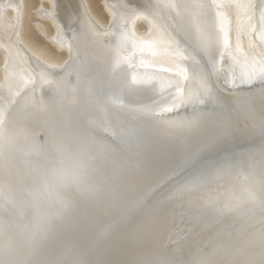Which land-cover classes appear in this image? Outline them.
Here are the masks:
<instances>
[{
  "label": "rangeland",
  "instance_id": "rangeland-1",
  "mask_svg": "<svg viewBox=\"0 0 264 264\" xmlns=\"http://www.w3.org/2000/svg\"><path fill=\"white\" fill-rule=\"evenodd\" d=\"M86 1L89 6L92 16L94 17V19H96L95 21L98 22V24L101 23L102 25H106V27L108 26L110 27V25H113L115 21H118L117 20L118 16L114 13L115 9H113L112 6H109V5L107 6L105 4V0H86ZM176 3L179 4L180 8H182V10L184 11L183 21H180V22L178 21V23H177V20L175 21V19L173 18V15L171 14V11L169 10L170 8H172V6L179 7V5H177ZM143 4H145V2ZM142 6L138 3L137 4L135 3L133 6L131 5L130 8L132 9L136 7L140 8ZM146 6L148 7L146 10L149 11L150 9L151 11L152 10L155 11V12L152 11L153 15H156L157 13L156 10H158V12H160L163 15V17L161 15L158 17L151 15L154 18L152 19V17L149 15L151 14V12L149 11L148 13L147 11L148 15L151 18L146 13L145 14L148 17L145 14L144 16H141V18L139 17L140 19L136 23L137 28L141 32L148 33L149 31L153 29V26L155 25L153 23L155 22L154 20L156 18L158 19L156 23H160V24L165 23L166 27H169L168 28L170 30V31L168 30L169 38H167L169 41L167 40L166 42L167 44L169 43V46L168 45L166 46V43H164L165 40L164 42L160 41L161 43H164L163 45H165V47H168V49L172 46L171 50H169V52H171L170 53L171 55L169 54V52H167L168 51L167 49H166V52H164L165 54L168 53L164 55V57L166 56V58L168 57L171 58L170 60L172 62L168 63V61H165L167 62L169 66L166 65V63L162 64L161 62L160 63L155 62V61L152 62V61H148L145 58L139 59L140 57L138 58L136 55L135 56L138 59L134 58L135 56L132 57L133 55H130V54L128 57L123 56L125 55V53L124 52L123 54L122 52L120 53L121 49H119L118 47L121 48L122 46L126 44V43L123 44V42L126 41L125 40L126 37H124V35L126 34L123 33L122 34L123 37L120 36L122 37V39H124V41L122 42V39L118 40L119 35H121V32L118 33L119 30L118 31L115 30V32L117 33L116 34L115 32L111 31L113 32L112 34L114 35L113 37L115 39V41L113 42L112 40L113 38H111L112 34H110L107 31L106 33H109V35L105 33L106 36L108 37L103 36V40H105L103 41V43L106 44V47L108 48V49L105 48L107 55L112 54L113 56L109 55L111 56L109 57L106 55V53H102V50H99L98 45L95 51L96 55L100 53V56H101L100 61L107 62L106 64L107 67L106 65L99 64V62L96 61L95 63L97 65L95 63L92 64L94 66H92L91 70H89L85 74H82V75H86L85 77L80 75V73L78 72V69H76L77 67L73 68L74 72H71L70 76L68 74H64L63 72H61L62 74L55 75L54 87H53L54 90L50 88L49 89L50 92L48 91L49 94L47 96L48 98L47 100L50 99L49 101H51V104L54 106L53 108L51 104L49 105L50 109H52L51 110L52 114L51 112H49V114L46 113L47 115L45 114L44 117L41 116L37 118L35 122L29 121L24 124L23 123L16 124L17 123L16 120H13V121H11L10 119L6 120V117L8 116V113L16 111L14 109L9 108L8 101L10 97L12 95H13V98L16 95L20 97L23 94H25L26 90L29 88L28 86L30 84L29 85L27 84L31 82V79L27 77L29 76V74L28 72H26L27 70L19 71V68H17L15 63H13L14 66H16L14 68L13 66H11V69L14 72L10 69L7 72L8 76L3 75V78L5 79L8 78L7 79L8 81L7 80L5 81L9 82V80H13L14 83L12 82L13 83L12 84L10 83L11 82L10 81L8 84V85L12 84L10 88H3L1 90L2 92L0 91V125L2 124V127H1L2 131L0 132V135L2 134V136H0V142L3 139V137H5L7 140H10V142L8 143L9 146L5 147L6 151L4 150L2 155H0V165L2 166V169L0 170V180H1L0 184L2 183V185L0 186V264H33L31 257H32L33 250L37 245H39V247L40 246L45 247L44 248L45 250L43 249L44 261L43 259L38 260V264H48L54 256V230L56 229L58 231L59 230L61 231L64 229V231H66L67 233V230L69 229L68 226L73 221L78 222L81 226L82 224H84V222H87L85 218H82L83 217L82 215H81L82 217L79 215V213L81 212V208L79 206H82L83 201H85L87 198L88 199L97 198L96 196L99 195V192L97 191L98 184L96 180L98 175L103 176L104 173L109 172L111 167L116 166L115 164L116 162L119 164H121L122 161L130 162L131 157H134V158L140 157L146 154V152L148 153L154 152L155 150H153L152 148L156 146V143H160L161 145L157 144L156 149L157 148L159 149L161 147L164 149L159 150L161 151V153H159L158 149H157V153L156 152L154 153L156 154V157L157 155L160 154L159 156L161 157L160 158L157 157V158L159 161H161L160 162L161 164H165V163L169 164L170 162H173V159L176 157V155L179 156L182 154L184 156L187 154L186 150L191 151L193 148H196V145H195L196 143L199 146L202 143L209 141V139L214 140L220 137L221 135H224L223 134L224 132L226 133L225 135L228 137L229 134L231 133L228 131H225L224 129L227 128L228 126L230 127L229 129H231V127L232 128L240 127L237 124V122L240 116L241 115L243 116V112L245 115L248 114L247 115L248 118H246V121H248L247 123H249L248 126L251 125L252 128L257 127V123L259 122H256L257 121L256 115L259 113V108L261 107L264 108V102L262 105H260L259 98H254V97L250 98V96L249 98L248 97L240 98L238 101H232L228 99L226 96H223L222 94H220L221 90H219V83H217L214 80L213 71L212 70L208 71V69L211 63H216L217 61H220L223 64V65L221 64L222 66L221 70H222V76H223L222 78L224 82L225 81L228 82V83L225 82V85L227 88L229 87L228 89L230 91H232V89L234 92L236 91L239 93H242L243 91L245 92L247 91L246 93L249 92L250 94V92L252 93V92H255L256 90H261L263 88L262 86H259V88L255 90V86H257L256 81L257 82L258 80L259 82H261L262 80L264 81V77H263L264 76V48H261V46L257 42L260 40H264V37H263L264 29L262 28L264 27V0H208V1L207 0H176V1L175 0H162V1L155 0L154 1L153 0L151 1V3L146 4ZM166 6L169 7L168 10L170 13L168 12V10L166 11L163 9V8L167 9ZM153 8H156V9H153ZM41 9L43 10L42 13H45L43 14V17H41L42 14L39 12V10ZM207 9L209 11L211 10L212 12L210 11L211 12L210 13ZM24 10H25V16L23 19V23H24L23 25H24V36L26 40L29 41L34 47L44 51L45 54L46 55L48 54L47 56H49L53 60H59V61H65V62L69 60L67 56L68 54L65 50L63 51V49H61V51L60 50L58 51L55 47H52L48 42V38H45L42 35V33L39 32L38 30L41 27L42 31L45 32L44 34L47 37H53L58 34L59 30H57L55 27L53 28L52 25L49 23V21H47L45 18V15L47 14L46 12L50 10V4L45 2L44 0H24ZM250 11H252L253 13ZM11 12L12 14H14L12 10ZM113 13L115 14V16H113L114 15ZM260 13L261 14L263 13V15L258 16V14ZM169 14L171 17L169 16ZM218 14H220V16ZM250 15H252V17ZM165 18H168L167 19L168 23L166 22ZM152 20L154 21L153 23H152ZM175 22H176V25L174 24ZM171 23H173L175 27ZM207 23H209L212 28L210 27L209 24L207 25ZM260 25L262 26L261 27L262 30L259 28ZM188 28L189 30L193 29L195 31V34H193L192 31H189ZM182 30L184 32L183 35H181ZM205 30L207 31L205 32ZM224 31H227L226 32L227 34ZM185 32L188 34L190 33V34L185 36L184 35ZM260 35H263L262 38ZM182 36H185L186 38L184 39ZM188 37L191 40L189 43L187 42L189 41ZM108 40L110 41V43L111 42L112 43L111 44L108 43L109 42ZM213 40L216 42L220 41L219 42L220 45H218L217 43L216 45H214ZM67 41L68 40L65 41L66 43L64 42L65 45L68 44L69 42V44L66 46L69 47L70 45H72L70 41L68 42ZM117 41L121 42V43H118V45L119 44L120 45L122 44V45L121 46L119 45L116 48L114 47L113 43H116ZM184 41L187 42L186 45L182 44ZM177 44H179V47ZM107 45H109V47ZM76 46L77 45H75V47ZM181 46L182 48L185 47L186 49L185 48L181 49L180 48ZM162 47L163 46H161V48ZM2 48L3 47H1L0 49ZM109 48H111L113 51H111V49ZM115 48L119 49V51L117 50L119 53L115 51ZM178 48L180 50H178ZM121 51H123V49ZM193 51H196V52L199 51V52L196 53ZM229 51L230 52L232 51V52L228 53ZM74 52L75 50L72 51V53ZM191 52H193L194 56L192 55ZM185 53L187 55L186 59H185L186 57ZM194 53L197 54V59L199 60L198 62H195L197 61V59ZM80 54L83 55L82 50L80 51ZM80 54H77L78 57L81 56ZM117 54L121 57L123 56V58L119 57L120 59H117L116 58ZM203 54L205 56L206 54L208 55L205 57ZM210 54L212 57H210ZM213 54L215 55L213 56ZM2 55H3L2 50H0V67H4L3 59L5 57L4 55L3 56ZM179 55H181L180 56L181 58L182 56H185V57H183L181 60ZM130 57H132L133 59ZM106 58L109 60L110 59L116 60L115 62H117L116 64L118 65L115 67L116 64L113 62L109 64V60L107 61ZM188 58L189 59L191 58V59L188 60ZM130 59L133 61H131ZM173 59L175 60V62H173ZM202 59L205 63L208 61L207 62L208 64L204 65V62L202 64ZM117 60L118 61L122 60L123 62L122 61L118 62ZM193 61L194 63H191ZM132 62L134 64H132ZM77 63H79V61ZM112 63L115 65H113ZM119 63H122L120 64L122 65L121 68L118 67L120 66ZM123 63H127L128 64L127 66L130 68L129 69L128 67L125 68L126 64H123ZM138 63L141 66H139ZM111 64L113 65L114 68L112 67ZM101 65H104V66H101ZM146 65L148 67H146ZM204 66H206V68ZM93 68L94 69L99 68V69H97L98 71H96V69L94 71ZM116 68L121 69V70H119L117 73L115 70ZM189 68H190V71H188ZM112 69L114 70V73ZM192 69H199L201 71L203 70L202 72L204 74L201 71H199V73L200 72L202 73V75L201 74L200 75L201 77L203 76V78L204 76L207 77V75H210V77H213V80L217 84V88L214 86V81L213 83L211 81H209L208 83L206 81L207 79L204 78L205 79L204 82L206 81L207 84L206 85L204 84L202 86L201 90L197 92L198 94L196 93L197 94L196 97H194L193 99L190 98L188 102L184 103V104L187 103L186 105L187 107L190 106L192 108L190 107L187 108L186 106H184V104H182L181 107L180 106L176 108L174 107V110L172 108L165 109V107H163L164 103H162L163 100L161 97H163V95L167 96L166 93L168 92V88L170 89V86L172 84H173L172 86L175 85L176 79L175 78L173 79L174 74L178 73L177 70H180V72L186 73L188 76H190V78L194 80L196 78V76L193 75L195 74V70H193V74H192L191 73ZM131 70H133V73ZM205 70L207 71L204 72ZM99 71H102L100 72L101 74L99 73ZM103 71H104V74H103ZM207 72H209V74L206 75ZM133 74H135L137 79L138 77L142 79V81L138 79V81H136L137 83H135V80L137 79L132 78ZM10 75L11 76L14 75V76L11 77ZM152 75L154 78L152 77ZM93 77L97 79H94ZM210 77L208 76L209 79ZM151 78L154 80L151 81L150 80ZM79 81L81 84L79 83ZM139 81L142 83H140ZM150 81L152 84L150 83ZM119 82L121 83L119 84ZM210 83L212 84L210 85ZM235 83H237V85ZM228 84L229 85L231 84V85L228 86ZM86 85L88 87H85ZM148 88L150 91L147 90ZM145 91H146V94H145ZM10 92L12 93L11 96L9 94ZM147 92H151V93H147ZM142 95H145V96H142ZM115 96L117 97V100ZM128 96L130 97V101L132 100L131 104L130 103L129 104L133 106V107L130 106V108L132 107L134 112L133 111L131 112L130 109H128L129 108V105L127 102L129 99ZM131 96H133V98H131ZM111 97L114 98V100L111 99ZM109 98L111 99V101ZM124 98H126L127 100ZM118 99L120 101H118ZM206 99L208 101H211V103L214 102L212 101V99L213 100L218 99L220 101L223 100L224 102L228 104V106H230L229 107L230 109L228 108L224 112H219V114L216 115V113L218 112L213 111L211 108L207 106L208 101H206ZM99 100L100 101L102 100V101L100 102ZM115 100L120 103L119 106H118V102L114 103ZM124 100L125 102H122ZM189 102L191 103V105L189 104ZM246 102H248L249 105ZM123 104L125 106L127 105V107H124ZM133 104L134 105L136 104V105L134 106ZM192 104H194L195 107L192 106ZM139 105L140 107L138 108ZM145 105L148 108H145L146 107ZM182 106H184V108H182ZM134 107H136V110H134ZM154 107H156V111ZM137 108L140 111H143L142 112L143 114L142 113L138 114ZM191 109L192 111H190ZM247 109L248 111H246ZM211 110L213 111L214 117H212L210 114L207 116L206 113H202V112L212 113ZM17 112H18V109H17ZM159 112L161 114L158 115ZM180 112L182 115H185L184 112H187V115L193 116L192 119L194 120L191 119L192 121H196V122L199 121L202 123H205L204 122L205 119L209 121L208 119L212 117L211 123H213V121L215 120L214 121L215 124L213 125L216 128H219V130H220V127H222V129L221 131H216L215 129L214 134L210 135V138L208 137L209 135L206 136L207 138L205 136L202 137L201 135H199L198 137H195L196 139L198 138L197 142H195L196 139H194L193 137L191 139L189 138L190 139L189 141L191 143L188 141V143L190 144L187 143L188 145L186 144L183 145L184 149H182V151L185 152L183 153L181 151L182 147H180L181 145L179 144V142H176L174 140L175 143L173 142L171 144L173 140L170 141L171 139L169 138L171 137L170 130H173L174 128H172L173 126L172 122L169 123L168 121H171L170 118H173L175 114H179ZM148 113L150 114L147 115ZM154 113L155 114L157 113V114L155 115ZM166 114L167 116H164ZM195 114L197 115V117L194 116ZM152 117L153 119H151ZM8 118L12 119V115H10ZM160 118H162L161 120L163 122L160 121ZM155 119L157 122H155ZM9 120L11 122H9ZM163 123L167 125V129L166 127H162V126H165ZM158 124L159 125L161 124V125L159 126ZM234 124L236 125L234 126ZM169 128L170 130L168 131ZM133 129L135 130L138 129V131L132 134ZM164 129H166L167 131ZM167 132H170V133L168 134ZM201 137L203 141H201L202 140L200 139ZM168 140H169V143L173 145L172 147L171 145L169 147ZM162 142H163V145H162ZM166 144H168V146H166ZM176 144L180 145V146L178 145L179 148L176 146ZM191 144L193 146H191ZM188 146L191 147V149ZM252 146H256V145H252ZM170 148H171V151H170ZM175 148L178 151L175 150ZM248 148H252V152L249 153L252 158L248 156V159L251 158L252 161L249 162L250 160H248L246 161V163L245 162H241V163H243L244 166L247 163H249V165L258 163V165H256L255 167L257 166L259 167L262 164H264V155L263 156L257 155L258 153L255 152L253 150V147H250V145ZM171 155H172V158H171ZM8 163L12 164V165L9 164L11 165V167L8 166ZM180 163L181 162H178V165ZM240 169L241 168H239V171ZM239 171L236 172V175L240 176L241 174H239L240 173ZM251 177H252V174H251ZM225 179L226 178L222 180L223 181L222 184L215 185L217 186L218 190L217 188H214L212 190L210 189V191L208 190L209 193H213L216 191L215 193H213L214 195H216L218 194L219 191H224L225 189L223 187H225L228 184V180L224 181ZM250 181L252 182V180ZM222 188L224 190H222ZM213 194L211 195V197L213 196ZM177 205L178 204H176L175 206ZM174 215H175V211H174ZM171 220L174 221L173 219ZM85 227H89V226L86 225ZM79 229H82V228H79ZM47 235L51 237V241H49L48 243H47L48 239H46L48 238ZM44 241H45V244H44ZM46 252L47 253L51 252V253L47 254Z\"/></svg>",
  "mask_w": 264,
  "mask_h": 264
},
{
  "label": "bare ground",
  "instance_id": "bare-ground-1",
  "mask_svg": "<svg viewBox=\"0 0 264 264\" xmlns=\"http://www.w3.org/2000/svg\"><path fill=\"white\" fill-rule=\"evenodd\" d=\"M45 2L50 4V10L47 11L45 18L47 21H49V23L52 25V27L56 28L58 31V34L53 36V37H47L42 31L41 27L38 29L39 32L42 33V35L45 38H48V42L52 47H55L58 51L61 49H63V51L65 50L67 52V56L68 59L66 62L65 61H59V60H53L51 59L49 56H47L45 54L44 51L34 47L29 41L26 40L25 36H24V23H23V19L25 16V10H24V0H0V48L3 47L2 49V53L4 55V67H0V91L3 88H10V86L14 83L13 80H9L10 83H12L11 85H8L9 82H7L8 78L5 79L3 78V75H7L8 71L11 69V66L19 68V71L22 70H27L26 72H28L29 76H27L28 78L31 79V82L27 83L29 86V88L26 90L25 94H23L22 96H15L13 98V95L11 96V92L10 94V99L8 101L9 104V108L10 109H14L16 111L14 112H10L8 113V116L6 117L7 119H10L11 121L16 120V124H21V123H27V122H35L37 120V118L43 116L47 113L49 114V112H51L52 109H50V104L51 101L47 100V96H48V91L49 89H53L54 87V79H55V75H59L62 74L61 72H63L64 74H68L70 76L71 72H74L73 68L78 69V72L80 73V75L87 73L89 70H91L92 64H94L96 61L99 62V64H104L106 65L107 62H103L100 61V53L96 55L95 51H96V47L97 45L99 46V50H102V53H106V49H108L106 47V44L103 43V36H106V34L109 35L112 34L113 32H115V30H119L118 33L121 32V35H119V39H122V34H126L124 35L125 38V42L124 39H122L123 44L126 43L124 46H122L121 48L118 47V43H121L119 41H117L114 44V47H118L119 49H123V51L120 50V53L123 52L125 53V55L123 56H129L133 55L132 57H134L135 55L139 58V59H147L148 61H155V62H161L162 64L166 63L165 61H168V63L172 62L170 59V57L166 58V56L164 57V55L168 54V53H164L166 52V49L168 50L167 52H169V50H171V47L168 49V47H165V45H163L164 43L167 42V38H169V27H166L165 23L160 24V23H156V21L158 20L157 18L153 21L152 23L155 24L153 26V29L151 31H149L148 33L146 32H141L138 28H137V21H139V19L141 18V16H144V14L146 13L148 15L149 11L151 12V14H149L150 16L153 15L152 11L149 9L146 10L148 7V5L146 6V4L151 3V1L153 0H105V4L108 6H112L113 9H115V14L118 16V21H115V23H113V25H110V27H106V25H102L101 23L98 24V22H96L94 19V17L91 14V11L89 9V6L87 4L86 0H44ZM155 1V0H154ZM162 1V0H161ZM176 1V0H175ZM208 1V0H207ZM145 2V4H143ZM180 2V1H179ZM140 4L142 7H136V8H130L131 5L133 6L134 4ZM154 3V2H153ZM152 3V4H153ZM156 3V2H155ZM167 3V2H166ZM212 3V2H211ZM263 3V2H262ZM177 4V3H176ZM214 4V3H213ZM145 5V6H144ZM151 5V4H150ZM164 5V4H163ZM179 5V4H177ZM176 5V6H177ZM105 6V7H107ZM137 6V5H136ZM207 6V5H206ZM238 6V5H237ZM259 6V5H258ZM165 7V6H163ZM167 7V6H166ZM178 7V6H177ZM175 6H172V8L169 9V7H167V9L163 8L164 10H170L171 14L173 15V18L175 19V21H183V10L182 8L179 7L177 8ZM212 7V6H211ZM210 7V8H211ZM152 8V7H150ZM206 8V7H205ZM109 9V8H108ZM156 9V8H153ZM11 10L14 12V14H12ZM168 10V12H169ZM208 10V9H207ZM214 10V9H212ZM42 9L39 10V12L42 14L41 17H43L42 13ZM112 11V10H111ZM148 11V13H147ZM209 11V10H208ZM206 11V12H208ZM211 11V10H210ZM209 11V12H210ZM109 12V10H108ZM155 12V11H153ZM156 15L153 16H162L163 15L158 12V10H156ZM167 12V13H168ZM212 12V11H211ZM210 12V13H211ZM252 12V11H250ZM257 12V11H256ZM113 13V14H114ZM166 13V14H167ZM170 13V12H169ZM253 13V12H252ZM112 14V13H111ZM115 14L113 16H115ZM145 14V15H146ZM155 14V13H154ZM227 14V13H226ZM39 15V14H38ZM110 15V14H109ZM146 15V16H147ZM148 15V16H149ZM165 15V14H164ZM168 15V14H167ZM211 15V14H210ZM209 15V16H210ZM220 16V14H218ZM222 15V14H221ZM249 15V14H248ZM263 15V13L258 14V16ZM112 16V17H113ZM147 16V17H148ZM149 16V17H150ZM170 16V14H169ZM214 16V15H213ZM224 16V15H223ZM252 17V15H250ZM254 16V14H253ZM40 17V16H39ZM40 17V18H41ZM140 17V18H139ZM146 17V18H147ZM152 17V16H151ZM150 17V18H151ZM171 17V16H170ZM44 18V19H45ZM116 18V17H114ZM187 18V17H186ZM212 18V17H211ZM224 18V17H223ZM263 18V17H262ZM113 19V18H112ZM152 19H154L152 17ZM161 19V18H159ZM166 22L168 18H165ZM173 19V20H174ZM221 19V18H220ZM260 19V18H259ZM211 20V19H210ZM151 21V20H150ZM149 21V22H150ZM165 21V20H164ZM171 21V20H170ZM261 21V20H260ZM259 21V23H260ZM146 22V21H145ZM148 22V21H147ZM210 22V21H209ZM225 22V21H224ZM111 23V22H110ZM168 23V22H167ZM170 23V22H169ZM173 24V23H171ZM170 24V25H171ZM176 25V22L174 23ZM173 24V25H174ZM209 23H207L208 25ZM263 24V23H262ZM261 24V25H262ZM164 25V26H163ZM174 25V27H175ZM202 25V24H201ZM210 25V24H209ZM223 25V24H221ZM257 25V24H256ZM260 25V29L261 26ZM163 26V27H161ZM259 26V25H258ZM178 27V26H177ZM176 27V28H177ZM180 27V26H179ZM208 27V26H206ZM211 27V25H210ZM38 28V27H37ZM212 28V27H211ZM264 29V27H262ZM173 29V28H172ZM175 29V28H174ZM254 29V28H253ZM252 29V30H253ZM169 30V31H168ZM189 30V28H188ZM200 30V29H199ZM262 30V29H261ZM109 33H106V32ZM113 31V32H111ZM189 31H192L193 34H195V31L193 29H190ZM188 31V32H189ZM207 30H205L206 32ZM183 35V30L181 31ZM180 32V33H181ZM187 32V30H186ZM185 32V36L189 35L188 33ZM203 32V31H202ZM225 33L227 31H224ZM256 32V31H255ZM260 32V30H259ZM262 32V31H261ZM40 33V34H41ZM60 33V35H59ZM106 33V34H105ZM116 33V32H115ZM171 33V32H170ZM174 33V32H173ZM179 33V34H180ZM201 33V32H200ZM257 33V32H256ZM255 33V35H256ZM56 34V33H55ZM117 34V33H116ZM172 34V33H171ZM170 34V36H171ZM175 34V33H174ZM192 34V33H191ZM219 34V33H218ZM227 34V33H226ZM260 34V33H259ZM262 34V33H261ZM116 35V36H118ZM220 35V34H219ZM113 38V42L115 41L114 39V35H111ZM122 36V37H120ZM174 36V35H173ZM180 36V35H179ZM185 36H182L184 39L186 38ZM191 36V35H190ZM201 36V35H200ZM261 38L263 35H260ZM108 37V36H106ZM110 37V36H109ZM264 37V36H263ZM105 38V37H104ZM260 38V39H261ZM109 39V38H108ZM116 39V40H117ZM175 39V38H174ZM68 40L72 43V45H70L69 47L66 46L69 44L65 45V41ZM110 40V39H109ZM108 40V41H109ZM165 40V42H164ZM179 40V39H178ZM187 41L188 43L191 41L188 37ZM220 40V39H219ZM107 41V42H108ZM111 41V40H110ZM110 41L108 43H110ZM164 43H161V42ZM169 41V40H168ZM177 41V40H176ZM231 41V40H230ZM234 41V40H233ZM65 42V43H64ZM132 42V43H131ZM179 42V41H178ZM177 42V43H178ZM187 42H183L182 44L186 45ZM215 42V43H214ZM220 42V41H219ZM219 42L214 41L213 40V44L216 45V43L218 45ZM223 42V41H222ZM229 42V41H228ZM256 42V41H255ZM259 43V45L261 46V48H264V40H260L257 41ZM112 43V42H111ZM110 43V44H111ZM171 43V41H170ZM175 43V42H174ZM212 43V42H211ZM230 43V42H229ZM194 44V43H193ZM228 44V43H227ZM249 44V43H248ZM254 44V43H253ZM75 45H77L75 47ZM117 45V46H116ZM122 45V44H121ZM120 45V46H121ZM169 46V43H166V46ZM179 47V44H177ZM176 45V46H177ZM192 45V44H191ZM195 45V44H194ZM193 45V46H194ZM210 45V44H209ZM109 47V45H107ZM161 46H163L161 48ZM213 46V45H212ZM223 46V45H222ZM254 46V45H253ZM256 46V45H255ZM78 47V48H77ZM184 47V46H183ZM190 47V46H188ZM209 47V46H208ZM216 47V46H215ZM219 47V46H218ZM232 47V46H231ZM230 47V48H231ZM259 47V46H258ZM115 51H119V49H116ZM181 49L182 46L180 47ZM214 48V47H213ZM212 48V49H213ZM221 48V47H220ZM223 48V47H222ZM233 48V47H232ZM104 49V50H103ZM111 49V48H109ZM177 49V48H175ZM186 49V48H185ZM197 49V48H196ZM206 49V48H205ZM208 49V48H207ZM256 49V47H255ZM75 50L74 53H72V51ZM82 50V54H80V51ZM160 50V51H159ZM178 50H180L178 48ZM177 50V51H178ZM188 50V49H187ZM215 50V49H214ZM229 50V49H227ZM262 50V49H261ZM111 51H113L111 49ZM117 51V52H118ZM176 51V50H175ZM221 51V50H220ZM100 52V51H99ZM108 52V50H107ZM116 52V53H117ZM185 52V51H184ZM188 52V51H187ZM196 52V51H193ZM193 52L192 55H193ZM199 52V51H198ZM196 52V53H198ZM227 52V51H226ZM232 52V51H231ZM230 51L228 53H231ZM76 53V54H75ZM112 53V52H111ZM115 53V52H113ZM119 53V52H118ZM171 52H169L170 54ZM173 53V52H172ZM190 53V52H189ZM188 53V54H189ZM194 53L196 55V59H197V54ZM206 53V52H205ZM208 53V51H207ZM213 53V52H212ZM74 54V55H73ZM77 54H80L81 56L78 57ZM128 54V55H127ZM183 54V53H182ZM202 54V53H201ZM217 54V52H216ZM233 54V53H232ZM2 55V56H3ZM105 55V54H104ZM107 55V53H106ZM112 55V54H108L107 56ZM121 55V54H120ZM171 55V54H170ZM186 55V53H185ZM191 55V56H192ZM204 55V54H203ZM208 54H206L207 56ZM215 54H213L214 56ZM113 56V55H112ZM123 56H119L117 54V59H120L119 57L123 58ZM134 58H137V57ZM169 56V55H168ZM181 55H179L180 57ZM194 56V55H193ZM205 56V55H204ZM205 56V57H206ZM78 57V58H77ZM111 57V56H109ZM130 57V58H132ZM173 57V56H172ZM176 57V56H175ZM185 56H182V58ZM190 57V56H189ZM210 57L211 54H210ZM137 58V59H138ZM181 58V57H180ZM181 58V60H182ZM187 58V55L185 57V59ZM192 58V57H191ZM190 58V59H191ZM214 58V57H213ZM107 59V58H106ZM133 59V58H132ZM188 58V60H190ZM194 59V58H193ZM204 59V57H203ZM203 59H202V64H203ZM211 59V58H210ZM79 63H77L78 61ZM109 59H107L108 61ZM123 60V59H122ZM122 60H117L118 62H121ZM131 60V59H130ZM146 60V61H147ZM177 60V59H176ZM187 60V61H188ZM116 60H109V64L111 62L113 63H117L115 62ZM124 61V60H123ZM122 61V62H123ZM126 61V60H125ZM133 61V60H131ZM138 61V60H137ZM136 61V62H137ZM195 61V60H194ZM191 62V63H194ZM199 60L197 59L198 62ZM212 61V60H211ZM128 62V60H127ZM139 62V61H138ZM173 62H175V60L173 59ZM185 62V61H183ZM182 62V64H183ZM208 62V61H207ZM204 62L205 64L208 63ZM213 62V61H212ZM16 66H14V64ZM112 63V64H113ZM130 63V62H129ZM144 63V61H143ZM142 63V64H143ZM151 63V62H150ZM149 63V64H150ZM179 63V62H178ZM13 64V65H12ZM96 64V63H95ZM98 64V66H99ZM111 64V65H112ZM113 64V65H115ZM122 63H119V65ZM126 64L125 68L128 67L127 63H123ZM132 64H134L132 62ZM139 64V63H138ZM137 64V65H138ZM148 64V66H149ZM152 64V63H151ZM210 64V63H209ZM221 62L217 61L216 63H211V65L209 66L208 71L212 70L213 71V75H214V80L219 83V90H221V93L223 96H226L228 99L232 100V101H238L240 98H244V97H254V98H259V102L260 105L263 104L264 102V81L262 79L261 82L256 81V85L255 86V90L259 88V86H262L263 88L261 90H256L255 92H249L246 93L245 91H243L242 93L239 92H234L233 89L232 91H230L226 85H225V81L223 80V76H222V70H221ZM97 65V64H96ZM101 65V66H104ZM112 65V67H113ZM118 64L115 65V67ZM130 65V64H129ZM185 65V64H184ZM183 65V66H184ZM196 65V64H195ZM194 65V66H195ZM200 65V64H199ZM198 65V66H199ZM223 65V64H222ZM97 66V67H98ZM122 65L118 66L119 68H121ZM131 66V65H130ZM133 66V65H132ZM139 66H141L139 64ZM144 66V65H143ZM146 65V67H148ZM169 66V65H168ZM186 66V65H185ZM107 67V65H106ZM117 67V68H118ZM145 67V66H144ZM157 67V66H156ZM187 67V66H186ZM206 68V66H204ZM105 68V67H104ZM114 68V67H113ZM115 69L116 72L118 73L119 70L121 69ZM130 67H128L129 69ZM134 68V67H133ZM208 68V66H207ZM94 69V68H93ZM96 69V68H95ZM94 69V71H95ZM99 69V68H97ZM96 69V71H98ZM103 69V68H102ZM141 69V68H140ZM151 69V68H150ZM154 69V68H153ZM161 69V68H160ZM163 69V68H162ZM167 69V68H166ZM230 69V68H229ZM12 70V69H11ZM108 70V68H107ZM113 70V69H112ZM127 70V69H126ZM136 70V69H135ZM169 70V69H168ZM193 70H195V74H193ZM13 71V70H12ZM16 71V70H15ZM77 71V70H75ZM133 73V70H131ZM130 71V72H131ZM170 71V70H169ZM178 73H175L173 76V79L175 78L176 82L174 86H170V89L168 88V92L166 93L167 96L163 95L162 100L164 103L165 109H170L172 108L174 110V107H181L182 104H184L185 102H188V100L193 99L194 97H196V95L198 94L197 92H199V90H201L202 86L205 84H207V82L209 83V81H211L213 83V77H210L209 72L206 73L207 77L204 76V78H206L207 82H204V78L202 75V71L199 69H192L191 73L196 76V78L193 80L192 78H190V76H188L186 73L180 72V70H177ZM190 71V68L189 70ZM199 71H201L199 73ZM207 70H205L204 72H206ZM14 72V71H13ZM12 72V73H13ZM18 72V71H17ZM93 72V71H92ZM102 71H99V73ZM109 72V71H108ZM122 72V71H121ZM137 72V71H135ZM10 73V72H9ZM96 73V72H95ZM94 73V75H95ZM98 73V72H97ZM106 73V72H105ZM114 73V70H113ZM112 73V74H113ZM116 73V74H117ZM125 73V72H124ZM11 74V73H10ZM78 74V73H77ZM93 74V73H92ZM101 74V73H100ZM99 74V76H100ZM104 74V71H103ZM108 74V73H107ZM148 74V73H147ZM201 74V75H200ZM204 74V73H203ZM224 74V73H223ZM16 75V74H15ZM79 75V76H80ZM111 75V74H110ZM114 75V74H113ZM119 75V74H118ZM212 75V76H213ZM8 76V75H7ZM11 76V75H10ZM14 76V75H13ZM11 76V77H13ZM61 76V75H60ZM68 76V77H69ZM82 76H86V75H82ZM90 76V75H89ZM98 76V77H99ZM103 76V75H102ZM108 76V75H107ZM130 76V75H129ZM132 76V75H131ZM135 74H133L132 78H136ZM139 76V75H138ZM159 76V75H158ZM172 76V75H171ZM208 76L210 77V79L208 78ZM88 77V76H87ZM91 77V76H90ZM97 77V76H96ZM111 77V76H110ZM114 77V76H112ZM118 77V76H117ZM142 77V76H141ZM146 77V76H145ZM153 77V75H152ZM163 77V76H162ZM264 77V76H263ZM19 78V77H18ZM66 78V77H65ZM92 78V77H91ZM94 78V77H93ZM101 78V77H100ZM127 78V77H126ZM154 78V77H153ZM10 79V77H9ZM16 79V78H15ZM29 79V80H30ZM73 79V78H72ZM85 79V78H84ZM97 79V78H94ZM112 79V78H111ZM115 79V78H114ZM137 79V78H136ZM138 79L140 81H142V79H140L138 77ZM135 80V83H137ZM169 79V77H168ZM226 79V78H225ZM7 80V81H5ZM27 80V79H26ZM110 80V79H109ZM133 80V82H134ZM151 81H153L154 79H150ZM164 80V79H163ZM196 80V81H195ZM227 80V79H226ZM233 80V79H232ZM20 81V80H19ZM85 81V80H84ZM96 81V80H95ZM139 81V82H140ZM146 81V79H145ZM150 81V83H151ZM170 81V80H169ZM168 81V82H169ZM172 81V80H171ZM214 81V86L217 88V84ZM230 81V80H228ZM7 82V83H6ZM17 82V81H16ZM28 82V81H27ZM148 82V81H147ZM157 82V81H156ZM161 82V81H160ZM164 82V81H163ZM166 82V81H165ZM20 83V82H19ZM26 83V82H25ZM80 83V81H79ZM87 83V82H85ZM121 82H119L120 84ZM142 83V82H140ZM144 83V82H143ZM210 83V85L212 84ZM228 83V82H227ZM231 83V82H230ZM26 84V85H27ZM68 84V83H67ZM81 84V83H80ZM152 84V83H151ZM216 84V85H215ZM237 85V83H235ZM234 84V85H235ZM16 85V84H14ZM90 85V84H89ZM93 85V84H92ZM134 85V83H133ZM156 85V84H154ZM166 85V84H165ZM168 85V84H167ZM170 85V84H169ZM231 85V84H230ZM228 84V86H230ZM18 86V85H17ZM25 86V85H24ZM58 86V85H57ZM56 86V87H57ZM69 86V85H67ZM82 86V85H81ZM129 86V85H128ZM146 86V85H145ZM153 86V85H151ZM213 86V85H212ZM213 86V87H214ZM15 87V86H14ZM79 87V86H78ZM84 87V86H83ZM85 87H88L87 85ZM84 87V88H85ZM165 87V86H163ZM16 88V87H15ZM61 88V87H59ZM75 88V87H74ZM143 88V87H142ZM153 88V87H152ZM70 89V88H69ZM79 89V88H78ZM128 89V88H127ZM137 89V88H136ZM144 89V88H143ZM146 89V88H145ZM54 90V89H53ZM130 90V89H129ZM149 90V88L147 89ZM159 90V89H158ZM165 90V89H164ZM205 90V89H204ZM61 91V90H60ZM81 91V90H80ZM132 91V89H131ZM150 91V90H149ZM211 91V90H210ZM218 91V90H217ZM238 91V90H237ZM249 91V90H248ZM2 92V91H1ZM17 92V90H16ZM50 92V91H49ZM166 92V91H165ZM215 92V91H214ZM241 92V91H240ZM8 93V92H7ZM19 93V92H18ZM74 93V92H73ZM147 93H151V92H147ZM197 93V94H196ZM244 93V94H243ZM6 94V93H5ZM146 94V91H145ZM8 95V94H7ZM84 96V95H83ZM145 96V95H142ZM204 96V95H203ZM78 97V96H77ZM80 97V96H79ZM116 97V96H115ZM119 97V96H118ZM198 97V96H197ZM127 98V96H126ZM124 98V99H126ZM128 105L130 111L132 112V105L131 101H130V97L128 96ZM131 98H133V96H131ZM154 98V97H153ZM71 99V98H70ZM74 99V97H73ZM110 99V98H109ZM111 99L114 100V98L111 97ZM110 99V101H111ZM136 99V98H135ZM246 99V98H245ZM244 99V100H245ZM76 100V99H75ZM112 100V101H113ZM117 100V97H116ZM114 103H117L118 101H120L118 99V101H116ZM122 100V98H121ZM127 100V99H126ZM256 100V99H255ZM263 100V101H261ZM72 101V100H71ZM91 101V100H90ZM100 101V100H99ZM102 101V100H101ZM100 101V102H101ZM109 101V100H108ZM130 101V102H129ZM206 101H208L206 99ZM85 102V101H84ZM122 102H125L122 101ZM121 102V103H122ZM126 102V104H127ZM195 102V101H194ZM200 102V101H199ZM240 102V101H239ZM258 102V101H257ZM53 103V102H52ZM111 103V102H110ZM113 103V102H112ZM113 103V104H114ZM130 103V104H129ZM133 103V102H132ZM136 103V102H135ZM235 103V102H234ZM248 103V102H246ZM101 104V103H100ZM125 104V103H124ZM123 104L124 107H127V105L125 106ZM189 104L191 105V103L189 102ZM201 104V103H200ZM237 104V102H236ZM120 105V103L118 102V106ZM134 105V104H133ZM136 105V104H135ZM134 105V106H135ZM186 104H184V106H186ZM242 105V104H241ZM249 105V103H248ZM51 106H53L51 104ZM130 106H132L130 108ZM146 106V105H145ZM160 106V105H159ZM184 106H182V108H184ZM192 106H194V104H192ZM234 106V105H233ZM123 107V108H124ZM140 107V105L138 106V108ZM153 107V106H152ZM187 107V106H186ZM185 107V108H186ZM190 106H188L187 108H189ZM195 107V106H194ZM230 107V106H229ZM237 107V106H236ZM52 108V107H51ZM54 108V106H53ZM138 110V114L142 113L143 111ZM145 108H148L147 106ZM155 111H156V107ZM161 108V107H160ZM181 108V110H182ZM192 108V107H190ZM210 108V107H209ZM208 108V110H209ZM232 108V107H231ZM247 108V107H246ZM249 108V107H248ZM18 109V112H17ZM144 109V108H143ZM150 109V108H149ZM164 109V108H163ZM161 109V110H163ZM164 109V110H165ZM205 109V108H204ZM212 109V108H211ZM230 109V108H229ZM134 110H136V107H134ZM145 110V109H144ZM160 110V111H161ZM207 110V109H206ZM235 110V109H234ZM261 110V111H260ZM140 111V112H139ZM151 111V110H150ZM149 111V112H150ZM185 111V110H184ZM187 111V109H186ZM192 111V109L190 110ZM214 111V110H213ZM213 111L211 110L212 113L210 112H202V113H206L207 116L210 114L212 117H214L213 115ZM248 111V109L246 110ZM134 112V111H133ZM137 112V111H136ZM145 112V111H144ZM148 112V110H147ZM164 112V111H163ZM170 112V111H169ZM230 112V111H229ZM239 112V110H238ZM237 112V113H238ZM189 113V112H188ZM198 113V112H197ZM215 113V112H214ZM246 113V112H245ZM46 114V115H47ZM52 114V112H51ZM134 114V113H133ZM137 114V113H136ZM143 114V113H142ZM150 113H148L147 115H149ZM155 114V113H154ZM157 114V113H156ZM155 114V115H156ZM161 114L160 112L158 113V115ZM185 115H182L181 112L179 114H175V116L173 118H170L171 121H168L169 123L172 122L173 126L172 128H174L173 130H170V128L168 129V131L170 130V132H167L168 134L170 133L171 137H169L171 144L175 141L179 142V144H176V146L178 147V145L181 148V151L183 148V145H188L191 142L189 141L192 137L194 139H196L195 137H198L199 135L203 136H207L210 138V135L214 134V131L216 129V131H221L222 127L216 128L213 124H215V120L213 121V123H211V118H209L207 121L205 119V123L202 122H196V121H192L194 119L192 115H187V112H184ZM193 114V113H191ZM219 113H216V115H218ZM226 114V113H225ZM231 114V113H230ZM242 114V113H240ZM247 114V113H246ZM10 115H12V119L8 118ZM146 115V113H145ZM157 115V116H158ZM171 115V113H170ZM173 115V114H172ZM205 115V114H204ZM234 115V114H233ZM232 115V116H233ZM248 115V114H247ZM244 114L243 112V116L239 115L240 118L237 122V124L240 127H234L231 129H229L230 127L228 126L227 128H225V131L230 132L233 135L236 136H240L241 139H248V140H253L255 139L257 142L256 144H250V147H253V150L255 152H257V155H264V141L262 142L261 139L259 140V138L257 137L259 133L258 129H260L259 125H264V108H259V113L256 115V122L257 123V127H251L248 126L249 123H247L248 121H246V118H248V116ZM164 116H167L164 115ZM194 116L197 117V115L195 114ZM199 116V115H198ZM203 116V115H202ZM222 116V115H221ZM225 116V115H224ZM14 117V118H13ZM144 117V116H142ZM162 117V116H161ZM205 117V116H204ZM195 118V117H194ZM149 119V118H148ZM153 119V117L151 118ZM162 118H160V121ZM192 119V120H191ZM224 119V118H223ZM5 120V121H6ZM9 120V122H11ZM158 120V118H157ZM166 120V119H165ZM164 120V121H165ZM248 120V119H247ZM150 121V120H149ZM233 121V120H232ZM154 122V121H153ZM155 122L156 119H155ZM163 122V121H162ZM235 122V121H234ZM251 122V121H250ZM14 123V122H13ZM161 123V122H160ZM4 124V123H3ZM165 125V123H163ZM170 124V125H172ZM212 124V125H210ZM159 125V124H158ZM161 125V124H160ZM159 125V126H160ZM217 125V124H216ZM236 124H234L235 126ZM253 125V124H252ZM178 126V127H177ZM2 124L0 125V132L2 131ZM162 127H166L167 129V125L162 126ZM160 128V127H159ZM25 129V128H24ZM163 129V128H162ZM160 129V130H162ZM164 129V130H166ZM227 129V130H226ZM150 130V129H149ZM158 130V129H157ZM222 130V131H224ZM167 131V130H166ZM155 133V132H154ZM153 133V134H154ZM159 133V132H158ZM180 133V134H179ZM183 133V134H182ZM210 133V134H208ZM25 134V133H23ZM152 134V135H153ZM160 134V133H159ZM166 134V133H165ZM217 134V132H216ZM221 134V132H220ZM224 135L226 134L225 132L223 133ZM229 134V133H228ZM229 134V135H231ZM22 135V134H21ZM161 135V134H160ZM164 135V134H163ZM2 136V134L0 135ZM4 136V135H3ZM226 136V135H225ZM25 137V136H24ZM165 137V136H164ZM162 137V138H164ZM167 137V136H166ZM178 137V138H177ZM202 137L200 139H202ZM216 137V136H215ZM218 137V136H217ZM151 138V137H150ZM160 138V136H159ZM161 138V139H162ZM174 138V139H173ZM190 138V139H189ZM207 138V137H206ZM218 138H222L221 136ZM218 138L214 139L217 140ZM257 138V139H256ZM2 139V138H1ZM155 139V138H154ZM158 139V138H157ZM192 139V140H194ZM168 140V143H169ZM175 140V141H174ZM198 138L195 140V142H197ZM214 140H210L206 141L205 143H200L201 145L203 144H207L211 141ZM12 141V140H11ZM155 141V140H154ZM164 141V140H163ZM188 141L190 143H188ZM203 141V139L201 140ZM10 140H7L5 137H3V139L0 142V155H2L3 151L5 149V147L9 146ZM166 142V141H165ZM167 143V142H166ZM188 143V144H187ZM148 144V143H147ZM159 145L160 143H156ZM165 144V143H164ZM169 143V147L171 145ZM193 144V143H192ZM191 144V146H193ZM152 145V144H151ZM161 145V144H160ZM163 145V142H162ZM196 149L198 148V144L196 143ZM199 145V146H201ZM252 145H256V146H252ZM149 146V145H148ZM155 149L154 147L152 148L153 150H155L154 152L157 153V149ZM166 146H168V144H166ZM165 146V148H166ZM173 145H171L172 147ZM175 146V145H174ZM249 147V145H247ZM246 146V147H247ZM189 147V146H188ZM245 148L243 149V157L248 159V156H250L249 153L252 152V148ZM151 148V147H150ZM179 148V147H178ZM191 149V147H189ZM188 148V149H189ZM164 148H159V150H163ZM168 149V147H167ZM173 149V148H172ZM187 149V148H186ZM151 150V151H153ZM175 150H177L175 148ZM148 151V149H147ZM150 151V150H149ZM166 151V150H164ZM171 151V148H170ZM178 151V150H177ZM176 151V152H177ZM187 152H189L188 150H186ZM154 152H150V154L152 153L153 156H156V154ZM183 152V151H182ZM186 152V153H187ZM159 153H161V151H159ZM158 153V154H159ZM163 153V152H162ZM185 153V152H183ZM155 154V155H154ZM165 154V153H164ZM172 154V153H170ZM176 154V153H175ZM181 154V153H180ZM160 155V154H159ZM157 155V157H161ZM167 155V154H166ZM169 155V154H168ZM179 155V154H178ZM177 156V155H176ZM179 156H183L182 154ZM165 157V155H164ZM167 158V157H166ZM172 158V155H171ZM243 158V159H244ZM252 158V157H251ZM254 158V157H253ZM158 159V158H157ZM170 159V158H169ZM255 159V158H254ZM262 159V158H261ZM233 160V159H232ZM263 160V159H262ZM170 161V160H169ZM252 160H250L249 162H251ZM181 162V161H180ZM228 162V161H227ZM244 162V161H242ZM263 162V161H262ZM256 163V162H255ZM11 163H8V166L11 167V165H9ZM243 163L240 162V164L237 166L235 165L233 170L235 171V173L233 172L234 175H236V172L239 171V168H242ZM257 164H253V165H249V163H247L245 166L243 165L244 168L240 169V176L239 175H226L225 176V180H228V184L222 188V190L224 191H219L218 194L213 195L214 199L216 200L215 203H213L214 205L210 206V207H206L204 209H200V208H193L192 205H188V207H186V201H182L180 203H178L177 206H175V219L176 218H181L183 215V210L186 207L187 210L186 211V216H192L194 217L193 219L195 221L200 220L201 225L196 222V223H190V225H187V227H177V225H174L173 228L175 229L171 239L169 245H167L168 247H170V249H173L175 251V255H173L172 258V263L174 264H264V186L259 187L258 190L256 189L254 192L252 191L251 194L248 195V197L246 196V194H242L241 192L238 193L240 190H242L240 187L242 188H246L247 185L251 186L252 184H256L257 183V179L256 177L261 173L264 172V164H262L261 166H257L255 167ZM2 169V166L0 165V170ZM238 169V170H237ZM244 169V171H243ZM9 170V169H8ZM7 172V171H6ZM244 172V174H243ZM252 174V177H251ZM244 175V176H242ZM242 177V178H241ZM251 177V178H250ZM224 179V178H223ZM220 179L219 181H215V184H213V186L215 185H219L222 184V180ZM249 179V180H248ZM248 180V181H246ZM252 180V182L250 181ZM1 181V180H0ZM256 182V183H255ZM259 182V181H258ZM205 184V183H204ZM203 182L199 183L197 185H192L187 187L185 190L187 189H191L192 191L197 189H200L202 187V185H204ZM258 184V183H257ZM2 185V183L0 184V186ZM261 185V184H260ZM255 187V186H254ZM238 192L236 191L237 189ZM218 190V188H217ZM210 191V190H209ZM229 191V192H228ZM187 193V192H186ZM229 193V194H228ZM229 195L228 197L225 198V196ZM176 205V204H175ZM175 219H173L175 221ZM209 220L208 223H204L203 221ZM172 221V220H171ZM197 224V225H196ZM193 226V228H192ZM191 227V228H190ZM187 228V229H186ZM192 229V230H191ZM189 239V244L185 245V249L188 251V254L183 257V258H177L176 256H178V254H180V252H177L179 250L176 251L177 247L180 248V245L182 246L184 243H186V241ZM172 256V255H171ZM158 261V260H157ZM175 261V262H174Z\"/></svg>",
  "mask_w": 264,
  "mask_h": 264
},
{
  "label": "water",
  "instance_id": "water-1",
  "mask_svg": "<svg viewBox=\"0 0 264 264\" xmlns=\"http://www.w3.org/2000/svg\"><path fill=\"white\" fill-rule=\"evenodd\" d=\"M212 101H208L207 106L215 112L229 108L223 100ZM259 126L257 137L263 142L264 125ZM137 131L133 129L132 134ZM221 137L189 150L184 156H176L169 164H161L156 156L146 152L140 157H131L130 162H116L104 177L98 175L99 195L87 198L79 206V215L87 222L81 226L73 221L67 233L64 229L54 230V256L48 264H173L175 251L167 246L175 231L172 226L187 227L198 222L193 216L185 215L186 207L192 205L193 208L204 209L213 206L216 200L211 195L216 191L209 193L208 190L217 188L213 186L215 181L234 175L232 167L251 160L243 157V149L257 143L255 139L242 140L236 135ZM263 174L261 172L256 177L259 180L257 185L242 186V190L238 188L236 191L240 190L238 193L248 197L252 191L264 186ZM202 182L205 184L197 191L185 190ZM184 200L187 205L183 216L175 219V204ZM171 219L175 221L171 222ZM203 222L208 223L209 220ZM198 223L201 225L200 220ZM47 237L48 243L51 237ZM186 244H189V239L177 247L176 251L180 252L177 258L188 254ZM44 248L39 245L34 248L33 264L43 259Z\"/></svg>",
  "mask_w": 264,
  "mask_h": 264
}]
</instances>
